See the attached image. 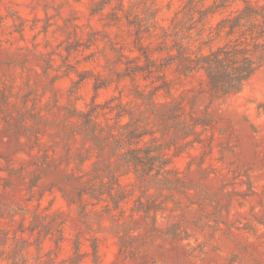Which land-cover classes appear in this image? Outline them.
<instances>
[{
    "label": "rangeland",
    "instance_id": "1",
    "mask_svg": "<svg viewBox=\"0 0 264 264\" xmlns=\"http://www.w3.org/2000/svg\"><path fill=\"white\" fill-rule=\"evenodd\" d=\"M105 1L102 11H94ZM153 3L164 26L183 0H0V264L8 263L22 236L29 242L31 264L51 257L49 264H70L78 237L88 253L91 240L98 239L99 264H264V64L242 91L226 97H213L207 91L204 73L178 76L173 69L166 71L174 88L170 94L159 91L156 101L184 100L186 112H180V120L208 116L212 124L198 126L201 141L191 154L175 159L174 165L186 171L195 187L186 195H176L181 208L158 214L156 228L152 218L147 222L138 218L134 224L139 227L123 241L117 232L124 234L121 225L131 220L132 203L126 213L110 215L86 198L83 210L69 206L57 187L39 201L41 192L59 178L43 175L37 165L40 149L30 130L39 118L44 126L54 119L59 122L74 104L84 109L95 95L96 78L111 83L99 91L98 102L120 91L129 101L127 94L136 87L147 95L154 90L151 78L119 79L128 62L145 63L147 50L161 40L160 29L139 34L137 25L125 17L130 14L127 9H136L147 20V5ZM238 6L241 3L234 5ZM219 19L216 14L210 23ZM80 76L88 78L75 89ZM151 110L147 101V115ZM168 126L170 139L179 124L172 121ZM57 130L47 125L48 133ZM48 133L41 134L40 142H52ZM190 161L192 167L186 170ZM41 174V184L30 188ZM58 211L66 221L60 248L55 237L28 229L36 212L50 221L56 217L48 214ZM173 224L180 226V238L164 235ZM79 264H94L92 255Z\"/></svg>",
    "mask_w": 264,
    "mask_h": 264
},
{
    "label": "trees",
    "instance_id": "2",
    "mask_svg": "<svg viewBox=\"0 0 264 264\" xmlns=\"http://www.w3.org/2000/svg\"><path fill=\"white\" fill-rule=\"evenodd\" d=\"M107 3L105 1L94 11H102ZM238 3L241 6L235 8ZM127 10L130 14L125 17L129 23L137 25L139 34L144 31L152 34L160 29L161 40L155 49L147 50L145 63L128 62L119 79H136L138 75L151 78L154 90L147 95L144 89L136 87L127 94L129 101H124V93L120 91L119 95L98 102L99 91L111 83L96 78L93 85L95 95L84 109L74 104L59 122L54 119L53 122H43V126L39 118L30 130L38 141L40 150L36 159L43 175L59 176L41 192L39 201L46 191L52 192L57 187L69 206L79 205L83 210L86 198L94 206L101 205L110 215H114V211L126 213L127 206L132 203L129 206L131 220L121 225L124 234L117 232L123 241L131 230L139 227L134 224L138 218L143 222L152 218L156 228L158 214L181 208L176 195H186L195 186L190 178H186V171L174 165L175 159L185 153L191 154V148L201 141L198 126L212 124L208 116L190 115V118L180 120V112L186 109L184 100L163 104L156 101L159 91L170 94L174 88L166 71L173 69L178 76L204 73L207 91L213 97H226L242 91L264 64V1L183 0L164 26L158 20L157 3L147 5V20L138 10ZM216 14L220 19L215 24L210 23ZM155 52H165L166 55L154 58L152 53ZM87 78L80 76L74 82V88L78 89ZM147 101L152 103L149 115ZM132 103L136 105L132 106ZM189 104L192 108L196 106L195 101ZM160 121L164 123L160 124ZM172 121L178 122L179 129L167 139L168 124ZM47 125H54L58 130L48 133ZM46 133L51 135L52 142H40L41 134ZM79 141L82 145L74 146ZM191 167L190 161L186 170ZM200 171L204 172L202 166ZM42 177L41 174L33 178L30 188L39 186ZM52 204L53 201L47 208L51 209ZM41 214H34L28 229L32 233L38 231L40 236L55 237L56 246L62 247L66 223L62 212L49 213L48 216L55 214L56 217L50 221L43 220ZM26 230L24 225L20 228L23 233ZM180 233L177 224L164 231V235L172 238H180ZM38 245L40 251L41 243ZM90 246L92 251L84 252L81 238L75 239L70 264H79L88 254L92 255L94 264H99L98 239H92ZM29 249L28 240L22 236L8 256L7 264H31L27 255ZM52 260L53 257L49 261L39 258L37 264H49Z\"/></svg>",
    "mask_w": 264,
    "mask_h": 264
}]
</instances>
